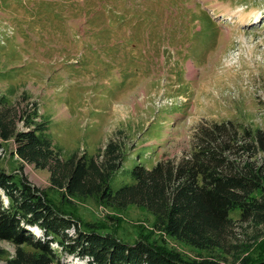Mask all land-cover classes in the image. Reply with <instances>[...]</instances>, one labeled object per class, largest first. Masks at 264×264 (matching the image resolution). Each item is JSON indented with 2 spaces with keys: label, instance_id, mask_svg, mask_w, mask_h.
<instances>
[{
  "label": "rangeland",
  "instance_id": "rangeland-1",
  "mask_svg": "<svg viewBox=\"0 0 264 264\" xmlns=\"http://www.w3.org/2000/svg\"><path fill=\"white\" fill-rule=\"evenodd\" d=\"M263 84L264 0H0V94L26 91L37 104L36 121H45L66 153L94 154L117 132L128 145L123 167L139 161L151 169L189 150L202 122L263 127ZM14 149L11 141L2 144L0 169L48 186V171L11 155ZM121 174L113 189L126 181ZM79 209L83 220L114 215L91 201ZM238 213L229 216L238 220ZM145 220L144 210L129 206L118 234L132 242L133 226ZM26 228L41 238L37 226ZM234 230L239 239L250 236ZM0 248L14 249L5 240ZM226 258L223 264H236ZM86 260L60 257L65 264Z\"/></svg>",
  "mask_w": 264,
  "mask_h": 264
},
{
  "label": "trees",
  "instance_id": "trees-1",
  "mask_svg": "<svg viewBox=\"0 0 264 264\" xmlns=\"http://www.w3.org/2000/svg\"><path fill=\"white\" fill-rule=\"evenodd\" d=\"M14 93L9 87L0 94V147L13 142L10 154L46 169L49 184L38 189L23 174L0 169V240L14 247L12 254L0 248V264H65L62 253L86 264H223L227 255L236 264H264V125L202 122L179 158L126 168L128 145L117 132L94 154L66 153L45 121H36L37 104L27 92ZM118 173L126 181L113 189ZM87 201L114 215L83 220L79 208ZM129 206L150 220L133 226L132 242L118 234ZM233 209L238 220L229 216ZM28 226H37L41 238ZM237 226L250 236L239 239ZM156 236L190 247L197 257Z\"/></svg>",
  "mask_w": 264,
  "mask_h": 264
}]
</instances>
